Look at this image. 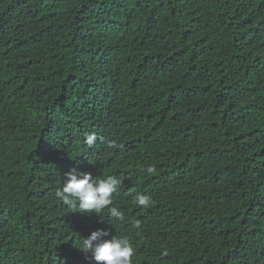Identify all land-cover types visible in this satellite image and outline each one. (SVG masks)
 I'll return each instance as SVG.
<instances>
[{
  "label": "trees",
  "instance_id": "obj_1",
  "mask_svg": "<svg viewBox=\"0 0 264 264\" xmlns=\"http://www.w3.org/2000/svg\"><path fill=\"white\" fill-rule=\"evenodd\" d=\"M72 169L123 180V222L55 198ZM97 229L264 264V0H0V264H96Z\"/></svg>",
  "mask_w": 264,
  "mask_h": 264
},
{
  "label": "clouds",
  "instance_id": "obj_2",
  "mask_svg": "<svg viewBox=\"0 0 264 264\" xmlns=\"http://www.w3.org/2000/svg\"><path fill=\"white\" fill-rule=\"evenodd\" d=\"M96 141L95 134H89L85 138L89 147ZM146 171L152 173L155 169L149 166ZM122 183L123 180L115 175L94 178L91 173L72 169L64 174L63 186L58 188L54 195L72 212L100 216L99 214L108 209L109 217L123 222L124 213L116 207H110L113 204V196L118 193ZM134 199L142 208H148L152 203L150 196L142 193L137 194ZM134 227L140 228L138 220L134 222ZM107 235V231L102 229L92 231L86 239H82L78 248L84 253H90L96 264H132L134 249L130 241L126 237L113 236L111 239H102Z\"/></svg>",
  "mask_w": 264,
  "mask_h": 264
}]
</instances>
